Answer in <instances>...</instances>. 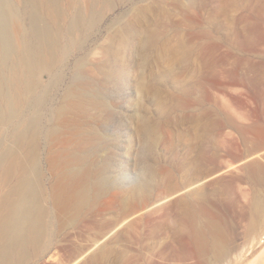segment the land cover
<instances>
[{
  "label": "bare ground",
  "instance_id": "obj_1",
  "mask_svg": "<svg viewBox=\"0 0 264 264\" xmlns=\"http://www.w3.org/2000/svg\"><path fill=\"white\" fill-rule=\"evenodd\" d=\"M116 1L0 0V264H27L30 259L45 255L56 246L55 233L66 225H74L81 213L112 187L121 189L114 192L113 200L122 204L128 199H148L153 190L157 171L151 157L158 141L159 124L136 111L133 116L135 132L145 146L146 159L140 165L141 174H134L124 182L111 174L114 153L110 148H116L115 141L105 130L94 126V119L101 117V123L106 124L114 117L115 108L107 98L106 87L108 83L117 81L122 73L120 47L126 43L125 34H132L136 39L134 46L142 61L138 64L140 69L137 68L136 91L139 95L150 96L160 112L165 110L161 80L164 77L175 80L173 63L184 65L183 69L187 71L194 58L186 42L164 38L157 25L153 26L148 19L152 12H163L161 4L151 7L149 4L137 6L132 3L130 11L144 22L143 26L127 21L121 23L115 18L109 26L111 43L100 46L99 59H90L92 49H87L85 44L99 29L105 12L113 8ZM187 2L192 5L193 0ZM223 3L218 8L223 11L236 4L231 0ZM244 4L243 9L257 17V22L249 26V30L255 27L257 32H262L264 0L254 3L245 0ZM208 22L212 31L216 30L213 20ZM210 31L204 27L201 35L209 38ZM248 34L245 31L246 39ZM211 37L209 59L199 65L198 73L202 79L212 80L211 87H225L239 78H233L231 70H225L222 77L219 75L215 56L218 38ZM74 51L78 53L73 59L70 82L64 88L61 102L53 108L49 103L51 93L62 84V70ZM151 53L154 55L152 62L149 61ZM155 65H167L169 69L160 71L154 68ZM145 67L148 72H145ZM47 107L51 109V116L45 119ZM212 111L215 114L216 107ZM215 130V117L208 123L193 118L195 141L208 139ZM41 136L48 144L46 158L54 180L48 190L43 183ZM199 168L200 158L197 157L193 164L180 169L195 179L191 185L197 183L189 188L188 196L199 198L201 195L197 188L201 180L197 177ZM49 198L54 205L52 211L48 207ZM177 203L180 204L177 220L170 227L175 244L166 243L161 247L162 262H155L150 256L143 255V258L141 251L136 258L126 257L125 252L118 249L117 242L99 245L98 241L112 233V228L100 235V239H94L67 264H75L96 244L89 264H172L164 261L170 258L180 261L177 264H229L231 261H225L233 250L219 237L213 222L202 223L200 204L195 200L188 202L185 197L179 198ZM251 204L260 215L250 216L252 218L244 228L247 235L261 226L264 216L262 199L254 198ZM104 219L99 211L88 217L86 222L91 220V223L100 224ZM122 222H117L115 227ZM135 232L138 242H141L143 233ZM74 240L75 237H67L59 246L65 249L73 245ZM142 248L148 250L150 246L143 245ZM140 257L142 262H139ZM261 257H264V247L248 264H257ZM185 259L191 261L184 263Z\"/></svg>",
  "mask_w": 264,
  "mask_h": 264
},
{
  "label": "rangeland",
  "instance_id": "obj_2",
  "mask_svg": "<svg viewBox=\"0 0 264 264\" xmlns=\"http://www.w3.org/2000/svg\"><path fill=\"white\" fill-rule=\"evenodd\" d=\"M187 1L117 0L114 5L116 7L105 12L99 29L85 44L87 49H92L90 59H99L100 46L111 43L109 35L112 32L109 31V26L114 20L143 26L144 22L130 11L132 3L137 6L161 4L162 13L152 12L148 15L152 25H157L164 38L172 42L182 39L192 49L194 61L188 72L183 69L184 65L173 63L175 80L169 77L161 80L165 110L160 112L151 102L150 96L139 95L136 91L135 79L139 71L137 68L140 69L142 61L134 46L136 39L132 34H125L126 43L120 47L122 73L117 81L108 83L106 87L107 98L115 108L114 117L106 124L101 123V117L94 119V126L105 130L109 138L115 141L116 148H110L114 153L111 158V174L124 182L134 174H141L139 168L146 159L145 146L135 132L133 116L136 111L148 115L153 122L159 124L158 141L151 157L157 176L148 199H128L122 204L113 200L114 192H120L121 189H108L81 213L74 225H66L55 233V240H58L56 246L42 257L30 259L27 264L72 262L94 239H100L103 233L112 228V233L98 241L99 245L117 242L118 249L124 251L126 257L136 258V254L141 251L142 257L150 256L153 261L162 262L164 258L160 254L161 247L166 243L175 244L176 239L170 227L177 220L180 206L177 200L181 197H185L188 202L195 200L200 204L202 223L213 222L219 237L233 250L230 257H227L228 260L231 259L225 262L248 264L263 249L264 242L260 240L264 237V216L261 218V226L253 231L254 234L247 235L244 228L251 220L250 216L259 214L252 208V200L258 197L264 205V24L260 23L262 32H257L255 27L249 30V26L257 22V17L244 10L245 0H231L236 4L228 11L218 9L227 0H200L201 3L193 0L192 5ZM255 1L251 0L252 3ZM203 4L206 5L205 8ZM209 19L213 20L216 30L212 31ZM204 27L211 30L209 38L201 35ZM245 31L249 32L247 39L244 36ZM211 36L218 38L219 47L215 56L219 63V75L222 77L225 70H231L233 78H239L238 81L234 79L232 83H227L225 87H211L212 80L202 79L198 73L199 65L209 59ZM76 52L69 56L67 65L62 70V84L51 93L49 103L53 108L61 102L64 88L70 82ZM153 57L151 53L150 62ZM155 66L160 71L169 69L167 65ZM144 70L148 72L146 67ZM214 107L215 114L212 111ZM50 110V107L46 108L45 119L51 116ZM195 117L202 123L216 118L215 133L208 139L203 138L201 142L193 138ZM40 142L43 183L48 190L54 180L46 158L49 153L45 137L41 136ZM197 157L200 158L197 176L201 179L197 186L201 192L199 198L188 196L189 188L197 183L191 185L195 179L180 170L193 164ZM52 205L53 201L49 198L48 207L51 211L54 207ZM99 211L105 217L102 223H91L94 217L86 222L88 217ZM121 221L122 224L115 227ZM85 222V226H82ZM135 230L143 233L141 242H138ZM67 237H75V240L73 245L64 249L59 244ZM98 244L92 246L89 253L80 256L74 263L89 264L92 251ZM143 245L150 246V249H143ZM142 257L139 262L143 261ZM164 261L180 263L171 258ZM184 261L190 262L191 259ZM258 262L256 263L264 264V257Z\"/></svg>",
  "mask_w": 264,
  "mask_h": 264
},
{
  "label": "built area",
  "instance_id": "obj_3",
  "mask_svg": "<svg viewBox=\"0 0 264 264\" xmlns=\"http://www.w3.org/2000/svg\"><path fill=\"white\" fill-rule=\"evenodd\" d=\"M262 240H264V237L262 238Z\"/></svg>",
  "mask_w": 264,
  "mask_h": 264
}]
</instances>
